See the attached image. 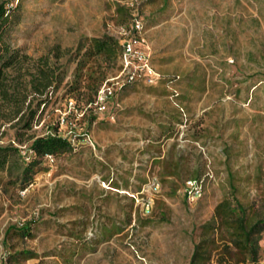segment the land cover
<instances>
[{
    "label": "rangeland",
    "instance_id": "1",
    "mask_svg": "<svg viewBox=\"0 0 264 264\" xmlns=\"http://www.w3.org/2000/svg\"><path fill=\"white\" fill-rule=\"evenodd\" d=\"M2 1L15 9L6 38L22 56L11 93L28 98L20 110L0 96V145L27 151L56 127L75 140L27 187L0 170V264H189L230 172L242 201L264 204V0ZM134 16L164 80L127 86L101 111L83 98L79 48L118 38ZM101 65L109 78L120 60ZM41 68L57 73L46 105L31 91ZM197 173L202 194L189 199ZM29 222L32 237L7 239ZM260 244L264 260V232Z\"/></svg>",
    "mask_w": 264,
    "mask_h": 264
},
{
    "label": "trees",
    "instance_id": "2",
    "mask_svg": "<svg viewBox=\"0 0 264 264\" xmlns=\"http://www.w3.org/2000/svg\"><path fill=\"white\" fill-rule=\"evenodd\" d=\"M127 10V7L122 6ZM15 9L7 7L5 1L0 2V96L10 101L17 98L18 108L25 106L28 92L23 99L17 96L15 91L11 93L9 82V69L22 61L19 50L12 48L7 41V34L13 25ZM131 24V23H130ZM130 24L125 25L129 27ZM85 48V51H83ZM81 59L79 65L87 67L88 90L83 93L87 104H93L98 91L108 79V72L102 69L103 60L115 62L122 54L120 40L111 34L93 37L87 47L79 48ZM95 63V64H94ZM57 73L52 68L39 69L38 75L32 78L31 91L40 98V105H46L47 97L51 92ZM115 96V95H114ZM113 96V97H114ZM38 111H33L27 122L26 128L31 127ZM74 145L69 137L62 135L58 128L51 129L46 135L33 138L27 151L20 147L0 145V170H8L10 173L17 172V180L22 187H27L38 172V166L44 159L61 156L72 152ZM171 174H176L172 172ZM200 173L195 174L185 181L201 179ZM197 176V177H196ZM230 194L226 195L216 206L212 218L200 227V240L195 244L189 264H264L261 255V238L264 232V204L259 207L254 203H246L237 196L238 187L235 184L233 173H229ZM32 224L22 226L14 225L7 230V239L11 236L22 238L32 237ZM25 258L35 256L31 251L25 252ZM216 259L213 261V259ZM19 259L17 256H10ZM215 262V263H214Z\"/></svg>",
    "mask_w": 264,
    "mask_h": 264
},
{
    "label": "built area",
    "instance_id": "3",
    "mask_svg": "<svg viewBox=\"0 0 264 264\" xmlns=\"http://www.w3.org/2000/svg\"><path fill=\"white\" fill-rule=\"evenodd\" d=\"M118 39L122 45L119 71L103 83L93 103L101 111L107 110L111 98L127 86L164 80L153 63L151 46L145 37L144 24L138 16H134L129 27L120 30ZM175 80L177 77L168 79V83ZM70 139L72 142L75 140ZM48 157L53 159L51 155ZM202 190L203 179L187 181L185 192L189 199L201 196Z\"/></svg>",
    "mask_w": 264,
    "mask_h": 264
}]
</instances>
